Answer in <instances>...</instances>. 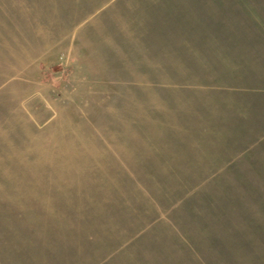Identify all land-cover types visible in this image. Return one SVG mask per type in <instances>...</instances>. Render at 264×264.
Masks as SVG:
<instances>
[{"label":"rangeland","instance_id":"obj_1","mask_svg":"<svg viewBox=\"0 0 264 264\" xmlns=\"http://www.w3.org/2000/svg\"><path fill=\"white\" fill-rule=\"evenodd\" d=\"M0 264H264V0H0Z\"/></svg>","mask_w":264,"mask_h":264},{"label":"crops","instance_id":"obj_2","mask_svg":"<svg viewBox=\"0 0 264 264\" xmlns=\"http://www.w3.org/2000/svg\"><path fill=\"white\" fill-rule=\"evenodd\" d=\"M217 172H218V171H217ZM217 172H216V173H217ZM219 173H220V171H219ZM191 174H194V173H191Z\"/></svg>","mask_w":264,"mask_h":264}]
</instances>
